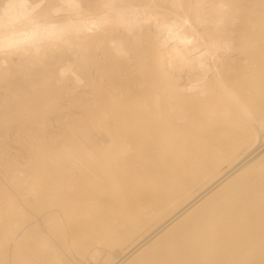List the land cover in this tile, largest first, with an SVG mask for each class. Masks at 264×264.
I'll return each mask as SVG.
<instances>
[{
  "label": "bare ground",
  "instance_id": "1",
  "mask_svg": "<svg viewBox=\"0 0 264 264\" xmlns=\"http://www.w3.org/2000/svg\"><path fill=\"white\" fill-rule=\"evenodd\" d=\"M33 1L60 8L63 24L40 29L35 20L38 18L19 19L25 14L22 9L14 14L16 22L5 19V27L16 23L13 28L16 30L2 28L7 38L0 37V83L18 78L24 88L19 80L21 89H10L6 86L8 82L0 86V126L15 120L16 125L11 129L25 131L24 111L33 109V103L46 105L40 117L46 115V108L58 107L56 99L46 98L38 90L53 84L65 86L66 80H73L69 76L72 73L87 82L93 73L89 74L87 53L82 48L92 36L93 28L125 37L121 31L124 25L117 31L113 27L117 20L126 21L132 40L141 39L140 43L144 42L148 49L146 57L138 58L139 78L128 77L122 85L119 78L129 76V60L123 59L126 54L123 52L129 46L113 41L114 46H109L111 66L122 70L109 75L113 89L110 105L100 103L105 90L99 93L100 82L96 86L93 80L90 89L94 98L80 94L81 98L72 99L80 100L82 114L91 117L79 126L77 136L60 143L59 147L39 143L38 146L30 137L36 146L31 143L29 152L33 146L39 150L42 147L44 164L36 166L38 157L36 164L30 157L33 152L27 153L26 149L30 162L35 164L32 162V167H28L31 176L27 171L29 178L15 171L18 177H14V198L0 200V264L21 261L24 244H35L36 249L44 251L40 260L45 264H67L50 241L59 239L60 232L75 214L86 218L80 226L85 236L76 247L81 264L84 261L87 264H147L155 258L158 264H264V193L256 192L254 200L248 193L252 187L249 181L241 179L251 167L264 176V116L251 122L250 118L246 119L247 103L241 110L246 112L245 118L240 111L242 119L234 115L237 110L228 107L234 89L247 91L243 92L249 102L252 100L250 93L246 96L248 89L256 93L264 90V0ZM48 11L49 8L42 10L41 17ZM189 13L192 15L187 17ZM139 14L143 18L139 19ZM142 24L150 27L144 34L140 30ZM186 24L190 30L183 32L178 44L169 48L168 42L177 36L174 30ZM193 31H198V36L191 40L188 35ZM77 47L80 51L69 59L67 68L66 55L64 62L56 53L62 50L71 54ZM139 55H133L134 59ZM172 56L173 65L167 63ZM61 60L66 69L62 68ZM76 60L81 61V67L73 66ZM55 65L65 71L54 70ZM49 69L50 76L39 75L40 71ZM120 71L124 73L118 74ZM85 85L81 84L82 88ZM74 86L71 81L65 91L70 94ZM252 98L256 99L253 94ZM256 100L251 104L259 105ZM227 111H235L229 112L235 116L232 115L234 119L231 114L228 116L231 123L226 117L220 120L223 124L217 122ZM213 119L216 120L212 122ZM59 120L56 118L54 122L60 125ZM224 120L234 126L239 123L236 127H240L245 141L240 150L245 154L230 164L225 173L218 174L220 165L230 161L239 150L232 141L227 143L232 137L224 140L230 134L228 129L223 136ZM39 126L48 125L41 120ZM64 133L62 138L69 134ZM5 155L3 160L19 158L9 152ZM1 159L2 155L0 162ZM205 182L208 185L194 194ZM154 222L158 223L154 230L124 250ZM163 248L174 252L172 259L149 254Z\"/></svg>",
  "mask_w": 264,
  "mask_h": 264
},
{
  "label": "rangeland",
  "instance_id": "2",
  "mask_svg": "<svg viewBox=\"0 0 264 264\" xmlns=\"http://www.w3.org/2000/svg\"><path fill=\"white\" fill-rule=\"evenodd\" d=\"M18 1H20V5H19V2ZM59 1H62V0H56V2H59ZM4 2V3H3ZM22 2V3H21ZM7 5H6V4ZM29 3V4H28ZM39 4V5H38ZM17 5H18V7H17ZM28 6V7H27ZM49 6V7H48ZM31 7V8H30ZM52 5H50V4H48V3H40V2H37V1H33V0H0V23H1V27H0V37H2L3 39H5L6 40V34H5V31L4 30H6L5 28H10V29H7L8 31H13V30H16V29H13L14 27L16 28V23L14 24L13 23V26L11 25H7L6 27H5V25L7 24V22H10V21H12L13 20V22H16L17 21V18H15L14 19V14L16 13V12H18L19 10H21L22 9V11H24L25 12V14L21 17V18H19V19H23V20H29L30 18H32V17H34V19L35 18H38V19H35L36 20V24H37V26L40 28V29H46L48 26H55V24L56 25H61V24H63V22L60 20V15L59 14H61V11H60V8L58 9V8H55V7H52ZM49 8V11H48V13L47 14H43L42 15V17H41V12H42V10H46V9H48ZM53 8H55V9H53ZM25 9V10H24ZM57 9V10H56ZM27 10V11H26ZM5 11V12H4ZM3 12V13H2ZM10 13V14H9ZM51 13H53V14H51ZM11 16H9V15ZM33 14L35 15V14H37V16L38 17H36V16H33ZM8 15V16H7ZM53 15H54V17H53ZM56 15H58V16H56ZM192 15V13H189V14H187L186 16L188 17H190ZM4 17V18H2V17ZM143 15L142 14H139V16H138V18L139 19H141V18H143L142 17ZM9 17V18H8ZM55 17H57V18H55ZM59 17V18H58ZM41 18V19H40ZM55 18V19H54ZM5 19H9V21H7L6 22V20ZM5 20V21H4ZM54 20H56L55 22H54ZM58 21V22H57ZM61 21V22H60ZM3 23H5V24H3ZM47 25H46V24ZM115 24H114V27H113V29H115L116 31L117 30H119L120 29V27L121 26H125V29H122L121 31L124 33V36L126 37H122L121 35H119V36H121V37H119L118 35H116L115 33H113V32H109V33H106V32H104L102 29H100V28H93V30L91 31V34H92V36L89 38V40H87V42H86V44L84 45V48H82V51L87 55V57H86V64H87V69L89 70V74L91 75V73H93L92 74V76L87 80V82H82V77L80 78V76L77 74V73H72V74H70L69 76L70 77H73L72 79L73 80H66L65 81V86H64V83L61 85H55V84H53L52 85V87H45V88H41L40 90H38V91H40V92H42L43 91V94H45V96H46V98L48 97V98H51V96H52V98H54V99H56V102H57V104H58V107L55 109V108H50V110L48 109V108H46L44 111H45V113H46V115H43V117H40V114L43 112V107L44 106H46V105H43L42 103H39L38 104V102L37 103H35L36 104V106H35V104L33 103L32 104V107L31 108H33V109H30L29 111H24L25 112V114H24V127H25V131H22L21 129L20 130H17L16 132L15 131H13V129H11V127L13 128L16 124H15V120H13L12 122H9V124L8 125H6L5 127L4 126H0V147L1 146H6V148L7 149H5V151H2L1 149H0V155H2V159H1V162H0V200L1 201H5L6 200V198H7V200L8 199H10V198H14V192H13V186L15 185V183L16 182H14V181H16L15 180V178L16 177H18V174L15 172V171H18V172H21V173H23V175H24V173H25V175L27 174V175H29V173H30V171L28 170V169H30V168H28V167H32V165H31V163L34 161L36 164H37V162L36 161H38V165H36V166H42L44 163H43V160H42V158H41V156H42V154L41 153H43L44 151H43V148L41 147L40 149L42 150H39V149H37L38 148V146H40V145H44V146H48V147H50L51 145H57L58 147H59V145H60V143L62 144V143H67V141L68 140H70V139H72V138H74L75 136H77V130L78 129H80V125H82V124H86V120L87 119H90L91 117L88 115V117H86V113L84 114H82V107H80L79 105H81V102H80V100L79 101H74V100H72V99H75V96L76 97H79V98H81V95L82 94H84V97L86 96L87 98H89V99H91V98H94V96H93V93H92V90L93 89H90V85H91V83L93 82V80H94V82L92 83V84H94V85H96V86H98V84H99V82H100V84H101V86H100V84H99V87L98 88H100V87H102V88H100L99 90V93L100 92H102V91H104V92H102L103 94H102V96L105 94V96L104 97H102V98H106V100L105 99H101V97L99 98L100 99V103L102 104V105H110V101H111V99L109 98V96H111V98H112V93H113V89H112V87L109 85V81H110V76H111V74H112V72L114 71H116V70H122V68L121 67H117V69L116 68H114V69H112V66L111 65H113L112 64V62L110 61L111 60V53H109L110 52V47L111 46H114V42L116 41V43H119V44H121L122 45V43L126 46V47H128V48H126L127 50L128 49H131V51H133V49L132 48H134L135 47V50L131 53L129 50L127 51L126 49H125V51L123 52L125 55H124V58L123 59H128L129 60V65H130V70H128V72L127 73H129V76H127V77H125V79H123V78H119L120 79V81L119 82H122V85H124V83H126V80H127V78L129 77H133V78H135L136 77V79H138L139 78V73H138V71H137V66H138V64H137V62H138V58H140V59H143L144 57H146L147 56V49H148V45H146L144 42H141L140 43V41H141V39H138V42H137V40L136 41H133L132 40V33L130 32V30H129V25H127L128 23H126V21H118L117 20V22L115 21L114 22ZM126 25H125V24ZM188 24H190V23H188ZM192 25V24H191ZM127 26H128V28H127ZM144 26H145V28H144ZM187 26H189V25H185V26H178L174 31L177 33V38L176 37H174V38H172V39H170V41L168 42V44H169V48L170 47H172V46H175V45H177L178 44V42L183 38V32H185V33H187V31L188 30H190V29H188V27ZM42 27V28H41ZM193 27H195V25L193 24ZM4 30H3V29ZM30 28V27H29ZM28 28V29H29ZM146 28H147V30L149 29L150 30V27L148 28L146 25H141V28H140V30H141V33H143L144 34V32H147V30H146ZM128 29V30H127ZM183 31H182V30ZM25 30H27V28H25ZM94 31V32H93ZM129 31V32H128ZM7 32V31H6ZM93 32V33H92ZM175 33V34H176ZM184 33V34H185ZM198 31H196V33H195V31H193V33H191L190 35H188V37L189 38H191V40H194L195 38H197V36H198ZM145 34H148V33H145ZM197 34V35H196ZM114 35V36H113ZM107 36V37H106ZM111 37V38H110ZM119 37V38H118ZM180 37V38H179ZM123 38H124V41H123ZM110 39H112V40H110ZM122 39V40H121ZM143 39V38H142ZM152 39V38H151ZM144 40V39H143ZM176 40V41H175ZM114 41V42H113ZM123 41V42H122ZM131 41V42H130ZM127 43V44H125V43ZM106 43H107V45H106ZM134 43V44H133ZM174 43V44H173ZM144 44H145V46H144ZM110 46V47H109ZM124 46V47H125ZM147 46V47H146ZM107 47V48H106ZM105 48V49H104ZM140 48H143V50L142 49H140ZM147 48V49H146ZM76 49V48H75ZM90 49V50H89ZM77 50H79V48L77 47V49L76 50H74V52L73 53H71V54H68V53H66V52H63L62 50H60V52H58V53H56V55L57 56H60L59 58H62V60L64 61V59L66 60V58H67V64L65 65V61L63 62L62 60V62H61V66H62V68H64L65 66L68 68V64H70V60H72V57L74 56V54H75V57L78 55V51ZM80 51V50H79ZM95 53H94V52ZM146 52V54H145V52ZM131 54H133V55H139V56H141V57H136L135 59H134V56L133 55H129L130 53ZM136 52H137V54H136ZM141 52V53H140ZM59 53H60V55H59ZM66 55V58H63V57H65V55ZM68 54V55H67ZM77 54V55H76ZM97 54H99V55H97ZM62 55V56H61ZM64 55V56H63ZM70 55V56H69ZM131 56V57H130ZM90 57V58H89ZM171 58H173V56L172 57H168V59H167V63H169V64H172L173 65V61H172V59ZM70 59V60H69ZM97 59H99V60H101V61H99V60H97ZM109 59V60H108ZM134 59V60H133ZM137 60V61H136ZM135 61V62H134ZM53 63H55V61H52ZM134 62V63H133ZM90 63V64H89ZM93 63V64H92ZM133 63V64H132ZM95 64V65H94ZM65 65V66H64ZM68 65V66H67ZM81 65H82V63H81V61H79V60H76V61H74L73 62V66L74 67H76V66H78V67H81ZM96 66L97 65V68L96 67H93V66ZM61 66H57V65H55V66H53V68H54V70H56V71H62V72H64L65 71V69H66V67H65V69L63 70H61ZM102 66V67H101ZM58 69H57V68ZM102 69H101V68ZM52 68V69H53ZM95 69V70H94ZM51 69H49V70H45V71H40L39 72V75L42 77V76H45L46 74V76H50L49 74L51 73V71H50ZM109 70V71H108ZM50 71V72H49ZM58 71V72H59ZM46 73V74H45ZM124 72H119L118 74H123ZM72 75V76H71ZM78 75V76H77ZM110 75V76H109ZM68 76V77H69ZM77 76V77H76ZM78 78V79H77ZM106 78V79H105ZM19 79L18 78H15V80L13 79L11 82H6V81H4V82H2V83H0V86H4V85H6L5 83H7V85L6 86H8L10 89L12 88V89H21V87H20V84H21V86H22V88H24V86L22 85L23 83L21 82L20 83V80H19V83L20 84H18V81ZM71 81H72V83H73V86H74V89H72L71 90V93L70 94H68L66 91H65V89H67L66 88V85H68V84H70L71 83ZM79 81V82H78ZM53 83L55 82V80L54 81H52ZM78 82V83H77ZM4 83V84H3ZM11 85H10V84ZM13 83H17V84H13ZM87 83L89 84V86L87 85ZM2 84V85H1ZM81 84H82V86H83V84L87 87L88 86V88H86L85 86V88L83 89L82 88V86H81ZM17 85H19V86H17ZM13 86V87H12ZM57 86H59L58 88H57ZM81 88H80V87ZM19 87V88H18ZM76 88H78V90L76 89ZM92 88V87H91ZM134 88H136V87H133L132 89H134ZM43 89V90H42ZM54 89H56L55 91H54ZM80 89V90H79ZM136 89H139V88H136ZM58 90V91H57ZM61 90V91H60ZM75 90V91H74ZM102 90V91H101ZM239 89H234L233 90V92H232V94L233 95H231L232 97L230 98V100L228 101V104H229V106L228 107H231V110H233V109H235V111L237 110L238 112H236L234 115L235 116H239V119H242V118H240L242 115V113H243V115H244V113L246 114V112H247V115H246V119L247 120H249V118H250V120L249 121H251V122H256V120H257V117L258 116H261V117H263L264 116V90H262V91H260L259 93H256V92H254V91H252V90H250V89H248V93H247V97H248V95L250 96V94H251V97H250V100H252L253 101V103H255L254 101L256 100V103H259V105L257 104V106H256V104H255V106H254V104L252 103L251 104V102L252 101H248V98L246 99L245 98V95H244V92L243 91H245V90H243V89H240L241 90V94L239 93V91H238ZM249 90H250V92H249ZM73 91V92H72ZM237 91H238V93H237ZM21 92V91H20ZM20 92H19V94H20ZM51 92V93H50ZM61 92V93H60ZM247 91H245V93H246ZM74 93V94H73ZM250 93V94H249ZM255 93V94H254ZM81 94V95H80ZM252 94H253V97H256V99L254 100V98H252ZM258 94V95H257ZM242 95H244V96H242ZM255 95V96H254ZM74 98H73V97ZM90 96V97H89ZM108 96V97H107ZM237 96V97H236ZM62 97V98H61ZM83 98V97H82ZM236 100H235V99ZM107 99H109L108 100V102H107ZM104 100V101H103ZM259 100V101H258ZM262 100V101H261ZM105 101H106V103H105ZM233 102L232 104H231V102ZM240 101H242V102H240ZM45 102V101H44ZM46 102H47V99H46ZM247 103V105L245 106V104ZM38 104V105H37ZM243 104H244V106L246 107V109L248 108V110H246V112H242L243 111V109H245V107L243 106ZM73 106V107H72ZM234 106V107H233ZM237 106V107H236ZM42 107V108H41ZM76 107V108H75ZM258 107V109H256ZM34 108H37V109H34ZM61 108V109H60ZM74 108V109H73ZM233 108V109H232ZM42 109V110H41ZM76 109V110H75ZM229 110H230V108H228ZM37 110H40L39 112L37 111ZM61 110V111H60ZM79 110H81V112L79 111ZM84 110V109H83ZM242 110V111H241ZM42 111V112H41ZM51 111H53V113L51 112ZM60 111V112H59ZM85 111V110H84ZM89 111H92V110H89ZM235 111H233V112H235ZM240 111L242 112V113H240ZM47 112H48V114H47ZM229 112H232V111H229ZM229 112L227 111V113H225V114H223V118L221 119V117H219L218 119L219 120H216V119H213V120H211L212 122H214V120H216L217 122H219L220 120H223L225 117L227 118V120L231 117L232 119H234L233 118V114H231V116L230 117H228L230 114H229ZM232 112V113H233ZM30 113H32V114H30ZM35 113V114H34ZM37 113V114H36ZM45 113H43V114H45ZM60 113H61V115H60ZM65 113V114H64ZM57 114V115H56ZM237 114V115H236ZM239 114V115H238ZM32 115V116H31ZM38 115H39V117H38ZM54 115V116H53ZM63 115V116H62ZM84 115V116H83ZM224 115H226V116H224ZM233 115V116H232ZM241 115V116H240ZM42 116V115H41ZM46 118H45V117ZM47 116L49 117V118H47ZM79 116V117H78ZM234 116V117H235ZM27 117V118H26ZM73 117V118H72ZM56 118H60V120H59V122H60V125L59 124H56V122H54L55 121V119ZM225 118V119H226ZM243 118H245V115L243 116ZM43 119H45V120H43ZM54 119V120H53ZM83 119H84V121H83ZM245 119V120H246ZM41 120H42V122H44V123H47V125L48 126H46V128H43V127H41V126H39L38 127V125H39V123L41 122ZM65 120V121H64ZM52 121H53V124L51 125L50 123H52ZM76 122H78V123H76ZM223 122H227L226 124L224 123V125H226L225 126V128L224 127H222V129H223V136L225 137L226 135H224L225 133H227V131L226 130H230V131H228V136L227 137H223L224 138V140L226 141V138H228L229 136L230 137H232V139L230 140V142H227V143H232L233 144V146L235 147V149H239V150H237L236 152H235V155L233 156V158L230 160V161H228V162H223L221 165H220V167H219V170H218V174H223V173H225L226 172V170L228 169V167L230 166V164H232V163H234V162H236L237 160H239L240 158H242L243 156H244V154H245V152H242L240 149L242 148V147H244V139L241 137V135H240V127L239 128H237L238 126H240L239 125V123H238V125H235L234 126V123H232V124H230L231 122H230V119H229V122L228 121H226V120H224ZM34 123V124H33ZM65 123V124H64ZM219 123H222L221 121L219 122ZM229 123V124H228ZM27 124H30V125H27ZM67 124V125H66ZM223 124V123H222ZM27 125V126H26ZM33 125V126H32ZM50 125V126H49ZM65 125H66V128H65ZM233 125V126H232ZM54 126V127H53ZM237 126V127H236ZM7 127V128H6ZM35 127V128H34ZM78 127V128H77ZM231 127V128H230ZM5 128V129H4ZM53 128H55V129H53ZM76 128V129H75ZM4 129V130H3ZM6 129H7V132H6ZM8 129H10L11 130V134H8V133H10L9 131L10 130H8ZM34 129V130H33ZM36 129V130H35ZM38 129V130H37ZM50 129V130H49ZM73 129H74V131H73ZM224 129H225V131H224ZM235 129V130H234ZM238 129V130H237ZM29 132H28V131ZM40 130V131H39ZM46 130V131H45ZM76 130V131H75ZM233 132H232V131ZM237 130V131H236ZM239 131V132H238ZM13 132H14V134H13ZM23 132H25V133H23ZM61 132V133H60ZM64 132H66V133H69V134H67V136H66V138H67V140H65L64 141V138H62V134H64V135H66ZM71 132H72V134H71ZM74 132H76V133H74ZM222 132V131H221ZM231 132L233 133V134H231ZM237 132H238V134H237ZM29 133V134H28ZM14 135V138H13V135ZM61 134V135H60ZM237 136H236V135ZM11 135V136H10ZM50 135V136H49ZM63 135V136H64ZM8 136H10V137H8ZM234 136V137H233ZM20 137V138H19ZM30 137H31V139L33 140V142L34 143H36L37 145H38V143L40 144V145H38L37 146V148L35 147L36 145L32 142V140L30 139ZM51 137V138H50ZM54 137V138H53ZM235 137H237L238 139H236ZM241 137V138H240ZM10 138V139H9ZM36 138V139H35ZM47 138V139H46ZM65 138V139H66ZM229 138L227 139V140H229ZM263 138H264V135H263ZM12 139V140H11ZM13 139H15V140H13ZM56 139V140H55ZM222 139V138H221ZM220 139V140H221ZM236 139V140H235ZM2 140V141H1ZM21 140V141H20ZM30 140V141H29ZM46 140V141H45ZM61 142H60V141ZM232 141V142H231ZM235 141V142H234ZM1 142H2V144H1ZM4 142V143H3ZM7 142V143H6ZM21 142H24L27 146H25V144L23 143L22 145H24V146H22L21 145ZM26 142H28V143H26ZM50 142V143H49ZM15 143H16V145H15ZM31 143H32V145L34 144L35 146H33L32 147V150L29 152V149H31ZM47 143V144H46ZM55 143H57V144H55ZM225 143V142H224ZM29 144H30V146H29ZM8 145V146H7ZM21 145V146H20ZM24 148V149H23ZM26 149H28V151H26ZM11 150V151H10ZM24 150V151H23ZM45 150V149H44ZM15 151V152H14ZM28 153H30L31 154V152H33V154L35 153V155H33V154H31L30 155V157L32 158V162H30V160H31V158L29 157V154H27L26 152ZM7 152H9V153H12V154H17L18 155V160L17 159H14V160H12V159H8V158H6V159H8V160H3L4 158H5V153H7ZM26 154H25V153ZM241 153V154H240ZM33 156H35V157H33ZM38 157V160H37V157ZM34 158V159H33ZM20 159V160H19ZM41 159V160H40ZM9 160H11V161H9ZM3 161H5L4 163H3ZM7 161V162H6ZM40 161H42V163L40 162ZM10 162H12V165H11V163ZM18 162H21L22 163V165H18ZM34 162H33V164H34ZM39 162H40V165H39ZM16 163V164H15ZM6 165V166H5ZM14 165V166H13ZM18 165V166H17ZM29 165V166H28ZM35 165V164H34ZM33 165V166H34ZM17 166V167H16ZM27 166V167H26ZM13 167H16L17 168V170H16V168L14 169ZM21 167V168H20ZM21 170H20V169ZM12 169H14V170H12ZM19 169V170H18ZM23 169V170H22ZM25 169H27V170H25ZM5 170V171H4ZM9 170V171H8ZM11 171V172H10ZM24 171V172H23ZM25 171H27V173L25 172ZM254 171V172H253ZM12 172H14V173H12ZM10 179L9 181H7L6 179H5V176H4V174ZM260 174H262V175H260ZM26 175V176H27ZM29 176H31V174L29 175ZM29 176H27V178H29ZM15 177V178H14ZM13 178H14V180H13ZM252 178V179H251ZM264 176H263V173H261V172H259V171H256V169L255 168H249L246 172H245V174H244V176L241 178V179H243V181H249V186L251 187V188H249V190H248V193H250V196L252 195V197L254 198V200L255 199H257V196H256V198L254 197L255 195H256V192H257V194H262V193H264ZM12 179V180H11ZM2 180V181H1ZM5 180V181H4ZM2 182V183H1ZM5 182H7V183H5ZM10 183V184H9ZM12 183H14V184H12ZM4 184L5 185H7L6 187H4ZM8 185L10 186L11 185V187H8ZM208 185V182H205V183H203V184H201L199 187H197L195 190H194V194H197L198 192H200V190H202V189H204L206 186ZM8 188V189H7ZM10 188V189H9ZM8 190H10V192L8 191ZM12 190V191H11ZM7 191V192H6ZM15 191V190H14ZM9 192V193H8ZM254 195V196H253ZM10 197V198H9ZM264 199V198H263ZM262 199V201H264ZM10 201H11V199H10ZM73 219L72 220H70V222H69V224H67L66 226H65V228H63V230L60 232V236H58L59 237V239L57 238V237H55V238H53V240L52 241H50V244H51V246L57 251V254H59L60 256H61V258L65 261V262H67V264H81V262H78V259L79 260H81L80 258H79V255H77L76 254V247H78L79 246V244H81V242L83 241V237L85 236V232H84V229L82 228V227H80L81 226V223H84V221H85V217H83L82 215H80V214H75L74 215V217H72ZM76 224V225H75ZM74 225V226H73ZM79 225V226H78ZM157 225H158V223L157 222H154V223H152V224H150L144 231H142L140 234H138L137 236H136V238L133 240V242L132 243H129L127 246H125V248H124V250H127L128 248H130V246H132L133 244H135L136 242H138L139 240H141L142 238H144L147 234H149L152 230H154L156 227H157ZM78 227V228H77ZM80 228V229H79ZM79 231H78V230ZM68 232V233H67ZM71 232V233H70ZM61 237H63V238H61ZM59 245V246H58ZM22 248V247H21ZM37 247L35 246V244H24L23 245V248H22V251L24 252V255H23V259L22 260H25V263H24V261H20V260H14L13 262H11L10 264H45V262H43V261H41L40 259H41V257H42V255H41V253L42 252H44V251H39V249H36ZM65 248H67V249H65ZM70 249V250H69ZM45 250V249H44ZM47 251V250H46ZM71 251V252H70ZM22 252V253H23ZM26 253H27V255H28V257H27V255H26ZM174 252L173 251H171L170 249H166V248H163V249H155L154 251H151L149 254L150 255H152V254H156V255H159L160 257H169L170 259H172V257H173V254ZM67 254V255H66ZM47 255H50V254H48V252H47ZM65 255H66V257H65ZM155 255V256H156ZM24 256H26V257H24ZM63 256V257H62ZM30 257V258H29ZM29 258V259H28ZM69 259V260H68ZM84 263L85 264H87L85 261H84ZM83 263V264H84ZM174 263V262H173ZM5 264H9V263H5ZM147 264H158V259H154V260H151V261H149V263H147ZM174 264H176V263H174ZM190 264V263H189Z\"/></svg>",
  "mask_w": 264,
  "mask_h": 264
}]
</instances>
